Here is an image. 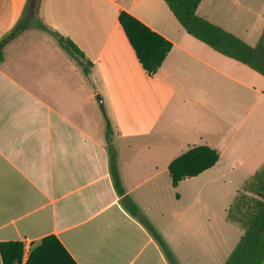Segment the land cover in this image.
<instances>
[{
    "label": "crops",
    "instance_id": "0c3cea01",
    "mask_svg": "<svg viewBox=\"0 0 264 264\" xmlns=\"http://www.w3.org/2000/svg\"><path fill=\"white\" fill-rule=\"evenodd\" d=\"M31 1L0 0V41ZM37 3L0 65V247L22 243L26 264L55 236L76 264H172L128 210L133 203L177 264H224L244 234L228 210L264 165V76L190 35L164 0ZM122 11L172 44L155 77ZM197 14L251 46L264 30V0H203ZM41 25L70 38L92 72ZM193 146L215 149L219 160L174 188L169 166Z\"/></svg>",
    "mask_w": 264,
    "mask_h": 264
},
{
    "label": "trees",
    "instance_id": "16d2710c",
    "mask_svg": "<svg viewBox=\"0 0 264 264\" xmlns=\"http://www.w3.org/2000/svg\"><path fill=\"white\" fill-rule=\"evenodd\" d=\"M184 29L196 39L209 45L217 52L248 65L264 76V30L259 42L251 46L238 36L224 28L213 24L197 14L203 0H164ZM37 0H32L24 16L14 30L0 41V65L4 61L5 47L19 37L30 26L36 13ZM35 19V18H33ZM123 27L136 56L150 78L155 77L165 61L172 44L136 17L126 11L119 15ZM58 45L75 59L88 76L92 72L93 63L79 47L68 37L41 25ZM107 137L112 133V125L104 112ZM219 160V153L208 146H193L174 159L169 166L172 186L189 178L196 177L213 167ZM116 188L120 189V175L113 170ZM121 191V190H120ZM130 213L151 232L164 252L175 264V259L168 250L161 236L154 230L150 222L141 216L135 204L128 207ZM227 220L240 227L244 234L224 264H264V165L247 179L227 213ZM4 264H20L24 255V245L19 242L1 244ZM26 264H76L62 243L55 236L45 237L41 245L29 256Z\"/></svg>",
    "mask_w": 264,
    "mask_h": 264
},
{
    "label": "rangeland",
    "instance_id": "374dc122",
    "mask_svg": "<svg viewBox=\"0 0 264 264\" xmlns=\"http://www.w3.org/2000/svg\"><path fill=\"white\" fill-rule=\"evenodd\" d=\"M76 72H77V74L75 75V82H76V92H82V74H81V71H80V69H77L76 70ZM170 148V147H169ZM180 151V149H175V148H170L169 149V152H173V153H175L176 151ZM165 156V151L164 152H162V154H161V156H160V158H161V160H160V162H162V158ZM174 193H176V192H174ZM177 193H178V191H177ZM182 193V192H181ZM178 196H179V194H178ZM183 201L185 202L186 201V196H185V199H183ZM175 262V264H177V262H176V260L174 261Z\"/></svg>",
    "mask_w": 264,
    "mask_h": 264
}]
</instances>
